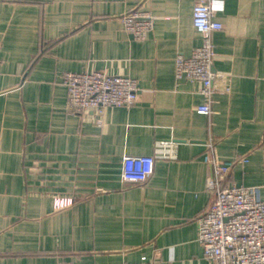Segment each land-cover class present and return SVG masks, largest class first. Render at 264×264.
Segmentation results:
<instances>
[{"label": "crops", "instance_id": "crops-1", "mask_svg": "<svg viewBox=\"0 0 264 264\" xmlns=\"http://www.w3.org/2000/svg\"><path fill=\"white\" fill-rule=\"evenodd\" d=\"M194 2L0 0V264H210V140L235 162L229 182L264 200V0L217 11L213 69L231 90L210 114L197 110L201 82L176 76L177 56L203 42ZM136 8L155 17L144 39L122 19ZM68 71L132 77L138 101L71 112ZM126 155L155 156L144 184L122 179Z\"/></svg>", "mask_w": 264, "mask_h": 264}, {"label": "built area", "instance_id": "built-area-1", "mask_svg": "<svg viewBox=\"0 0 264 264\" xmlns=\"http://www.w3.org/2000/svg\"><path fill=\"white\" fill-rule=\"evenodd\" d=\"M224 0H195L193 24L202 34L203 42L189 56L179 54L176 61L178 79L200 81V92L205 102L199 112L210 114L213 96L231 90L229 74L213 69L216 48L213 32L221 30L223 23L216 19ZM125 29L134 38L144 39L153 29L155 17L143 8H136L122 16ZM71 112L101 111L105 106H133L138 101L137 80L102 71L64 73ZM160 145L159 147H164ZM161 149L162 155L169 154ZM247 161V158H242ZM154 155L124 156L121 176L125 182L144 184L153 173ZM204 160L210 164L212 174L207 189L214 193L206 214L199 218V240L204 258L210 264H264V200L257 188L233 185L228 180L234 160H225L215 154L214 142L207 144ZM57 207L72 203L71 198L56 200ZM59 264H71L60 262ZM126 264H153L150 260Z\"/></svg>", "mask_w": 264, "mask_h": 264}]
</instances>
